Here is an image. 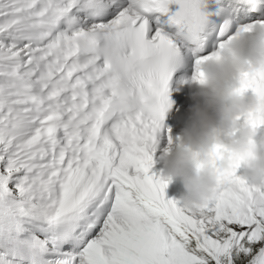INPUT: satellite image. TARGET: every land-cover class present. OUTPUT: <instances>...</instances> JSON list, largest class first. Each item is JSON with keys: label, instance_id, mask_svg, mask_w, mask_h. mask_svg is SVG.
<instances>
[{"label": "snow or ice", "instance_id": "1", "mask_svg": "<svg viewBox=\"0 0 264 264\" xmlns=\"http://www.w3.org/2000/svg\"><path fill=\"white\" fill-rule=\"evenodd\" d=\"M257 25L264 0H0V264H264L239 164L195 209L153 171L174 75Z\"/></svg>", "mask_w": 264, "mask_h": 264}, {"label": "clouds", "instance_id": "2", "mask_svg": "<svg viewBox=\"0 0 264 264\" xmlns=\"http://www.w3.org/2000/svg\"><path fill=\"white\" fill-rule=\"evenodd\" d=\"M260 71L264 25L235 34L203 65V77L191 80L193 103L185 126L159 157L163 175L182 182L184 206L195 209L211 200L222 174L237 164L245 179L264 186V132L253 122L264 118V94L241 91L242 74Z\"/></svg>", "mask_w": 264, "mask_h": 264}, {"label": "rangeland", "instance_id": "3", "mask_svg": "<svg viewBox=\"0 0 264 264\" xmlns=\"http://www.w3.org/2000/svg\"><path fill=\"white\" fill-rule=\"evenodd\" d=\"M243 171H244V169H243V167H241V168L238 170V173H239V174H243Z\"/></svg>", "mask_w": 264, "mask_h": 264}, {"label": "bare ground", "instance_id": "4", "mask_svg": "<svg viewBox=\"0 0 264 264\" xmlns=\"http://www.w3.org/2000/svg\"><path fill=\"white\" fill-rule=\"evenodd\" d=\"M243 120V118L241 119V121Z\"/></svg>", "mask_w": 264, "mask_h": 264}]
</instances>
